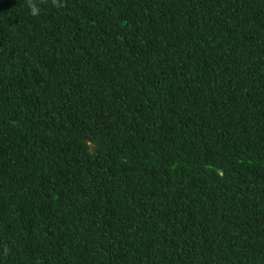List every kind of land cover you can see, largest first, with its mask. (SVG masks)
<instances>
[{
  "label": "trees",
  "instance_id": "1",
  "mask_svg": "<svg viewBox=\"0 0 264 264\" xmlns=\"http://www.w3.org/2000/svg\"><path fill=\"white\" fill-rule=\"evenodd\" d=\"M0 264H264V0H0Z\"/></svg>",
  "mask_w": 264,
  "mask_h": 264
},
{
  "label": "clouds",
  "instance_id": "2",
  "mask_svg": "<svg viewBox=\"0 0 264 264\" xmlns=\"http://www.w3.org/2000/svg\"><path fill=\"white\" fill-rule=\"evenodd\" d=\"M37 9L35 7H33V14H36Z\"/></svg>",
  "mask_w": 264,
  "mask_h": 264
}]
</instances>
